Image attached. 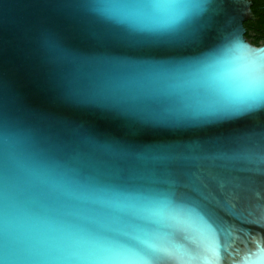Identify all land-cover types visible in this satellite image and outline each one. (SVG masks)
Masks as SVG:
<instances>
[{
	"label": "snow or ice",
	"instance_id": "snow-or-ice-1",
	"mask_svg": "<svg viewBox=\"0 0 264 264\" xmlns=\"http://www.w3.org/2000/svg\"><path fill=\"white\" fill-rule=\"evenodd\" d=\"M227 2L83 0L117 29L82 28L87 55L50 47L58 98L76 110L61 123L99 151L3 137L0 264H218L230 231L218 213L241 193L202 162L264 174V50L221 23ZM7 56L0 33V109ZM90 117L118 127L101 133ZM241 264H264V247Z\"/></svg>",
	"mask_w": 264,
	"mask_h": 264
},
{
	"label": "water",
	"instance_id": "water-1",
	"mask_svg": "<svg viewBox=\"0 0 264 264\" xmlns=\"http://www.w3.org/2000/svg\"><path fill=\"white\" fill-rule=\"evenodd\" d=\"M83 0H0V33L8 46L3 69L4 101L0 115V141L10 139L33 150L56 154L67 148L80 153H98L84 134L63 126L60 118L75 114L62 103L57 86L62 61L54 59L51 45L71 56L89 54L82 28L116 30L117 25L87 8ZM251 2L228 0L221 23L229 30L238 26L241 39L250 48L264 50L245 36L244 22L251 18ZM97 131L103 133L118 127L115 121L90 117ZM3 144L0 142V149ZM224 151H231L225 147ZM217 174L229 190L241 193L233 200L231 215L218 213L230 231L217 234L222 245L213 258L218 264H241L246 253H256L257 243L264 247V227L247 221L264 223V174L251 165L203 161ZM226 249V250H225ZM257 255L251 257L256 260Z\"/></svg>",
	"mask_w": 264,
	"mask_h": 264
},
{
	"label": "flooded vegetation",
	"instance_id": "flooded-vegetation-1",
	"mask_svg": "<svg viewBox=\"0 0 264 264\" xmlns=\"http://www.w3.org/2000/svg\"><path fill=\"white\" fill-rule=\"evenodd\" d=\"M251 2V9H252V15L251 18H249L248 20H246L244 22V28H245V36L247 37V39L252 42L253 44L255 42H259L260 44L264 43L263 39H260V34L257 31V23L258 20L260 19V16H257L255 14V10L257 8V3L261 0H248ZM264 1V0H263ZM259 44V45H260Z\"/></svg>",
	"mask_w": 264,
	"mask_h": 264
},
{
	"label": "trees",
	"instance_id": "trees-1",
	"mask_svg": "<svg viewBox=\"0 0 264 264\" xmlns=\"http://www.w3.org/2000/svg\"><path fill=\"white\" fill-rule=\"evenodd\" d=\"M255 14L257 16H260V19L258 20V23H257V31L259 32L260 34V39H263V42H264V1L261 0L257 3V8L255 10ZM254 44H257L259 45L260 43L259 42H255Z\"/></svg>",
	"mask_w": 264,
	"mask_h": 264
}]
</instances>
